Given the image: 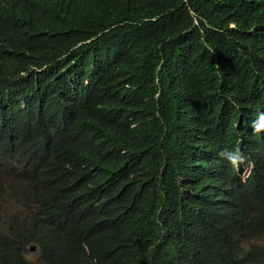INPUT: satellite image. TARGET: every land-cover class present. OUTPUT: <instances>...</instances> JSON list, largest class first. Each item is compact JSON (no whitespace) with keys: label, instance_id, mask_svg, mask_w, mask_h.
I'll list each match as a JSON object with an SVG mask.
<instances>
[{"label":"trees","instance_id":"trees-1","mask_svg":"<svg viewBox=\"0 0 264 264\" xmlns=\"http://www.w3.org/2000/svg\"><path fill=\"white\" fill-rule=\"evenodd\" d=\"M262 88L264 0H0V118L28 152L16 189L0 184V226L25 215L45 228L32 262L9 255L17 235L0 238V264H180L177 246L151 244L170 196L160 172L176 139L238 143L254 160L206 113L211 98L264 105ZM103 217L120 238L97 235Z\"/></svg>","mask_w":264,"mask_h":264},{"label":"clouds","instance_id":"clouds-1","mask_svg":"<svg viewBox=\"0 0 264 264\" xmlns=\"http://www.w3.org/2000/svg\"><path fill=\"white\" fill-rule=\"evenodd\" d=\"M250 35L253 36L252 31ZM20 77L28 78L24 72ZM11 91L22 93L18 88ZM257 97L264 104V88ZM19 101L18 108L24 110V95H20ZM216 105L214 98L208 101L206 122L212 132L245 137L256 162L245 160L235 149L238 143L204 145L199 149L186 142L180 133L186 145L176 139L175 145L180 150L160 172V182L170 196L164 220L156 224L158 232L151 244L154 249L164 243L177 246L176 259L180 264H264V105L237 101L223 110L216 109ZM243 106L246 108L242 109ZM6 123L9 120L1 117V171L17 169L28 161V152L18 150L17 140ZM166 138L165 132L158 133L152 145L167 143ZM256 163L259 176L254 172ZM166 172H173L172 177L166 176ZM7 179H0V184L9 188L10 193L16 186L13 180L10 183ZM12 221L20 225L0 226V238L12 240L13 235H17L21 244L13 246L9 255L32 262L43 245L45 228L25 215ZM122 230L120 221L103 217L102 230L97 235L104 242L115 241L121 237ZM153 263L173 264L160 258Z\"/></svg>","mask_w":264,"mask_h":264},{"label":"rangeland","instance_id":"rangeland-1","mask_svg":"<svg viewBox=\"0 0 264 264\" xmlns=\"http://www.w3.org/2000/svg\"><path fill=\"white\" fill-rule=\"evenodd\" d=\"M11 175V171L6 170L4 172H1L0 174V179H4V178H9V176ZM11 207L10 206H4V209L9 210ZM5 218L7 219V215H5Z\"/></svg>","mask_w":264,"mask_h":264}]
</instances>
